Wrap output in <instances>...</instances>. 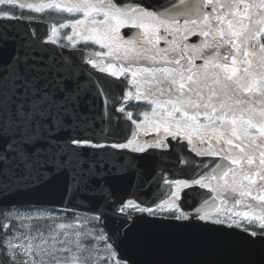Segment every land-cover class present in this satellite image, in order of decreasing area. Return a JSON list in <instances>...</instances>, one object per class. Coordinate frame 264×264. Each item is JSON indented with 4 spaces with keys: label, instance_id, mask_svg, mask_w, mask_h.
I'll return each mask as SVG.
<instances>
[{
    "label": "snow or ice",
    "instance_id": "1",
    "mask_svg": "<svg viewBox=\"0 0 264 264\" xmlns=\"http://www.w3.org/2000/svg\"><path fill=\"white\" fill-rule=\"evenodd\" d=\"M0 264H264V0H0Z\"/></svg>",
    "mask_w": 264,
    "mask_h": 264
},
{
    "label": "water",
    "instance_id": "2",
    "mask_svg": "<svg viewBox=\"0 0 264 264\" xmlns=\"http://www.w3.org/2000/svg\"><path fill=\"white\" fill-rule=\"evenodd\" d=\"M167 176V174H165ZM124 194V193H122ZM127 195L131 196V190H128V192L126 193ZM53 203L49 204V205H56V206H62V204L60 203L59 197H53L52 198ZM81 211H87V210H81ZM218 227H222V226H218ZM227 230V229H225Z\"/></svg>",
    "mask_w": 264,
    "mask_h": 264
},
{
    "label": "flooded vegetation",
    "instance_id": "3",
    "mask_svg": "<svg viewBox=\"0 0 264 264\" xmlns=\"http://www.w3.org/2000/svg\"><path fill=\"white\" fill-rule=\"evenodd\" d=\"M192 39H196V38L193 37ZM161 46H164V45H163V42L161 43ZM196 159L199 160V159H201V158L197 157ZM206 159L211 160V158H206ZM229 203H231V201H229ZM237 210H241V209L238 207Z\"/></svg>",
    "mask_w": 264,
    "mask_h": 264
}]
</instances>
